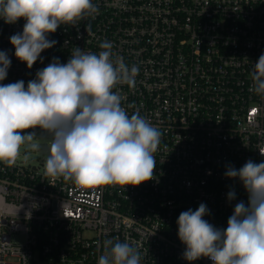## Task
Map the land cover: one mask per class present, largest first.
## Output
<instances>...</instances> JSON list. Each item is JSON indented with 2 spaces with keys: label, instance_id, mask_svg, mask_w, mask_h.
<instances>
[{
  "label": "built area",
  "instance_id": "obj_1",
  "mask_svg": "<svg viewBox=\"0 0 264 264\" xmlns=\"http://www.w3.org/2000/svg\"><path fill=\"white\" fill-rule=\"evenodd\" d=\"M93 2L98 15L50 34L57 43L31 69L9 39L24 19H0V51L11 60L0 83L27 85L53 58L66 63L75 47L98 53L101 42H112L126 64L139 66L134 89L118 86L122 106L163 133L154 178L79 187L41 167L0 162V264H98L108 239L137 247L142 264H189L179 214L204 203V219L226 229L235 204L248 200L242 183L225 177L227 166L264 161V96L250 91L264 53V0Z\"/></svg>",
  "mask_w": 264,
  "mask_h": 264
},
{
  "label": "clouds",
  "instance_id": "obj_2",
  "mask_svg": "<svg viewBox=\"0 0 264 264\" xmlns=\"http://www.w3.org/2000/svg\"><path fill=\"white\" fill-rule=\"evenodd\" d=\"M99 7L93 0H0V19L23 30L10 44L15 57L28 69L41 60V53L57 41L49 39L58 28L76 26L94 18ZM90 31V25H86ZM98 53L75 47L66 63L53 58L36 72L27 85L23 80L0 83V162L15 165L40 153L39 136L47 140L45 175L63 178L76 186H139L154 178V154L162 131L139 111L129 115L118 86H136L139 66L125 63L115 54L112 42L99 44ZM11 65L8 53L0 51V82ZM250 91L264 96V53L253 64ZM264 156V151H260ZM225 177L238 179L248 196L236 203L226 229L209 223L206 204L179 214L178 238L185 246L183 259L193 264L201 258L212 264H264V161L248 160L236 169L228 165ZM126 187V188H127ZM125 188V189H126ZM229 191L228 200L235 199ZM137 247L108 239L98 264H142Z\"/></svg>",
  "mask_w": 264,
  "mask_h": 264
},
{
  "label": "rangeland",
  "instance_id": "obj_3",
  "mask_svg": "<svg viewBox=\"0 0 264 264\" xmlns=\"http://www.w3.org/2000/svg\"><path fill=\"white\" fill-rule=\"evenodd\" d=\"M42 148L40 153H31L29 155V159L27 162L24 161L23 157L26 154V149L24 146H21V154L17 159L18 163H24L25 165L37 166L41 167V172L45 171V157L47 155V140L45 138H41ZM21 241V239H18Z\"/></svg>",
  "mask_w": 264,
  "mask_h": 264
}]
</instances>
